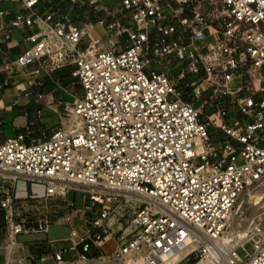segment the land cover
Here are the masks:
<instances>
[{"label": "built area", "instance_id": "1", "mask_svg": "<svg viewBox=\"0 0 264 264\" xmlns=\"http://www.w3.org/2000/svg\"><path fill=\"white\" fill-rule=\"evenodd\" d=\"M12 1L26 10L12 26L31 44L4 69L70 66L82 91L63 101L58 128L37 135L31 122L0 143L1 175L44 186L26 210L1 200L4 264H165L179 254L176 264L208 254L264 264V217L246 242L219 244L241 194L264 180V0H88L82 23L43 14L40 0ZM96 25L103 37L91 36ZM54 224L72 225L69 245L47 253L18 241Z\"/></svg>", "mask_w": 264, "mask_h": 264}, {"label": "crops", "instance_id": "2", "mask_svg": "<svg viewBox=\"0 0 264 264\" xmlns=\"http://www.w3.org/2000/svg\"><path fill=\"white\" fill-rule=\"evenodd\" d=\"M80 1L86 5L82 9H77L76 4ZM103 0H101L102 2ZM112 5V4H103ZM54 10L58 15L67 17L70 21L82 23L92 16L89 13L90 5L88 0H40V11L44 14L47 10ZM0 10L4 13L0 14V143L6 138L13 137L21 128H25L31 122H34V129L37 135L42 130H54L60 125H51L53 117L58 118L61 124L60 113L63 111V101H68V96L73 94L67 86L72 85L73 79L70 75L71 67H64L48 74L39 69L37 62L31 64L24 70H5L2 61L15 59L19 54L24 52L29 45V41L25 39V33L20 29L12 26V21L19 13H25L23 4L19 1L0 0ZM97 26V25H96ZM95 26V27H96ZM9 35V37H8ZM68 68V72H62V69ZM71 78V82L67 80ZM30 90V96H26L25 92ZM40 112V114H38ZM50 126V127H49ZM10 130L6 132V129ZM50 132V131H49ZM44 192V186L40 183L30 181L26 178H20L12 181L6 176L0 174V202L7 195H12L15 204L19 206V211L28 209L31 202L30 196L33 194L41 195ZM75 196V195H74ZM76 199V196H75ZM77 200V199H76ZM0 213L4 216L5 222L0 223V244L4 243V230H8L6 226L5 212L0 206ZM81 217H74V224L80 222ZM64 226L68 233L66 236L54 239L48 234L52 226ZM49 232L45 234H21L18 236L20 243L35 244L34 249L41 247V251L53 253L59 247L69 245L66 238L69 235L72 225L54 224ZM120 228L117 222L113 225L116 232ZM23 238V239H21ZM7 242V241H6ZM113 243L114 240L106 243ZM6 244V243H5ZM4 244V245H5ZM4 245H0V255L3 256V264L5 263ZM113 247V248H114ZM72 253H67L66 258H71ZM45 264H53L52 261Z\"/></svg>", "mask_w": 264, "mask_h": 264}, {"label": "rangeland", "instance_id": "3", "mask_svg": "<svg viewBox=\"0 0 264 264\" xmlns=\"http://www.w3.org/2000/svg\"><path fill=\"white\" fill-rule=\"evenodd\" d=\"M121 0H103L101 3L102 4H112V5H118L120 3ZM105 28L100 26V25H97L96 27L93 28V30L91 31V36L93 38H100V37H103V35H105ZM178 65V64H177ZM175 68H177L178 66H174ZM69 69L68 68H65V69H62V72H68ZM174 72H175V69H174ZM68 82H71V78H69L67 80ZM73 84L70 85V86H67L68 89L70 90V93L72 92V89L74 92H72L73 94H71V96H68V101L69 102H72L73 100H75L76 98V94L80 93L82 90H81V87L79 86V84L76 82L75 79H73ZM200 103L199 102H195V105L198 106ZM61 121V120H60ZM51 125H60V122L58 120V118L56 117H53L51 119V122H50V126ZM49 126V127H50ZM51 128V127H50ZM49 129H47V131H51ZM24 129V128H21V130ZM10 129L7 128L6 129V132H8ZM210 131H212L210 129ZM243 162V159L240 157L238 158V164H241ZM73 192H72V196H73ZM253 195L252 199H251V196L250 195ZM256 195H261L263 198L264 197V186L261 187V184L259 185H256L255 187L251 188L250 191H244L239 200H238V203L232 213V220L230 221L229 223V226H228V229L226 230V233L224 235V238H223V242L224 243H231V244H234V245H239L241 244V241H242V237H240L239 235L236 234L235 232V229H236V226H235V221H245V220H248L250 219L253 211L255 208V205L256 201ZM255 197V199H253ZM85 195L83 193H78L76 195V201H77V204H76V208L78 209H81L84 205H83V202L85 201ZM87 214H90L89 212H87ZM82 214H78L76 215V219H79V217H81ZM5 222L4 220V216L0 213V223L3 224ZM240 223V222H239ZM261 229L264 231V218L262 219L261 221ZM68 233V230L66 227L64 226H52L51 230H50V233L48 234V236L52 239H57V238H60V237H63V236H66ZM4 243L3 244H0V245H4L5 243H7L6 241H8V238H7V232L4 230ZM23 239V238H21ZM113 243L111 244H108L107 246L104 247V251H110L113 249ZM254 248H253V245L252 243H248L246 246H245V249L243 248H239L237 251H238V254L242 257V258H245L246 256V253L247 251L248 252H253ZM27 251V250H26ZM204 262V263H203ZM0 264H3V256L0 255ZM180 264H189L188 261H183L181 262ZM197 264H212L209 259H205L204 261H201Z\"/></svg>", "mask_w": 264, "mask_h": 264}, {"label": "bare ground", "instance_id": "4", "mask_svg": "<svg viewBox=\"0 0 264 264\" xmlns=\"http://www.w3.org/2000/svg\"><path fill=\"white\" fill-rule=\"evenodd\" d=\"M74 120H71V123H74L78 118H73ZM76 124V123H74ZM264 186V180L262 181V184H261V187ZM246 191V190H245ZM247 191H250V189H248ZM254 194L250 195L251 196V199L253 197ZM262 196L261 195H256V199L255 197L253 199H255L257 202L255 205V208L250 219L248 220H245V221H235V226H236V229H235V232L237 235H239L240 237H242V241L241 243H244L246 242L249 238H251L253 236V233L255 232V230L258 228V223L260 222V220L264 217V197L261 198ZM232 220V215L229 219V223L230 221ZM240 222V223H239ZM226 233V232H225ZM225 235V234H224ZM224 236L221 238V240L219 241V244L222 248V250H229V249H232V248H235L237 247L238 245H234V244H231V243H224L222 240H223ZM189 250V249H188ZM186 250V251H188ZM180 255L179 256H175L169 260H167V262L165 264H176V262L179 260L180 258ZM219 258H220V261H221V264H224V257L222 255L219 254ZM205 259H209V261L212 263V264H216L215 260L213 259V256L208 254L207 256H205L203 259L199 260V262L201 261H204ZM204 263V262H203Z\"/></svg>", "mask_w": 264, "mask_h": 264}, {"label": "trees", "instance_id": "5", "mask_svg": "<svg viewBox=\"0 0 264 264\" xmlns=\"http://www.w3.org/2000/svg\"><path fill=\"white\" fill-rule=\"evenodd\" d=\"M198 259H193V258H191L189 261H188V263L189 264H197L198 263Z\"/></svg>", "mask_w": 264, "mask_h": 264}]
</instances>
